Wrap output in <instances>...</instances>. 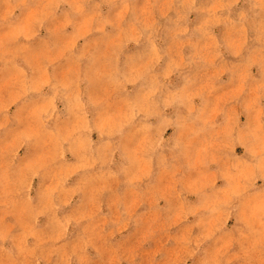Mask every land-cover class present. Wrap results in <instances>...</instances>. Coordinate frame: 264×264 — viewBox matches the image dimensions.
I'll return each mask as SVG.
<instances>
[{"label":"rangeland","instance_id":"obj_1","mask_svg":"<svg viewBox=\"0 0 264 264\" xmlns=\"http://www.w3.org/2000/svg\"><path fill=\"white\" fill-rule=\"evenodd\" d=\"M0 264H264V0H0Z\"/></svg>","mask_w":264,"mask_h":264}]
</instances>
